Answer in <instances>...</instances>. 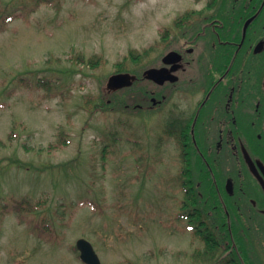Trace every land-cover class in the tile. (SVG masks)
Returning a JSON list of instances; mask_svg holds the SVG:
<instances>
[{
	"label": "rangeland",
	"instance_id": "374dc122",
	"mask_svg": "<svg viewBox=\"0 0 264 264\" xmlns=\"http://www.w3.org/2000/svg\"><path fill=\"white\" fill-rule=\"evenodd\" d=\"M0 9V264H84L81 237L102 264H203L176 220L178 171L155 154L159 120L132 106L137 85L100 105L109 75L163 50L171 0H0ZM96 54L94 65L80 61ZM22 198L35 209H12Z\"/></svg>",
	"mask_w": 264,
	"mask_h": 264
},
{
	"label": "flooded vegetation",
	"instance_id": "af4514ba",
	"mask_svg": "<svg viewBox=\"0 0 264 264\" xmlns=\"http://www.w3.org/2000/svg\"><path fill=\"white\" fill-rule=\"evenodd\" d=\"M171 2L128 95L159 120L156 156L203 172L202 263L264 264V0Z\"/></svg>",
	"mask_w": 264,
	"mask_h": 264
},
{
	"label": "trees",
	"instance_id": "16d2710c",
	"mask_svg": "<svg viewBox=\"0 0 264 264\" xmlns=\"http://www.w3.org/2000/svg\"><path fill=\"white\" fill-rule=\"evenodd\" d=\"M40 1L42 3L52 4L53 0H40ZM0 16H1V9H0ZM14 17H15L14 14L2 16L1 22L4 25H6L9 22H11ZM134 53H136V49H130L128 56L132 57ZM94 59L95 61H93ZM80 61L83 63L87 62L88 64L94 65V63L99 62V59H98V55L96 54L91 56L87 60H85L84 57H80ZM118 71H120V69ZM38 83L37 86H40V84L43 85L46 84L45 81L43 80ZM115 93L117 92L106 91L101 93L100 105L107 106L108 105L107 100L109 99L112 102L115 99V95H116ZM103 151H105V148H103ZM202 179H203V172L200 170L179 171L177 177V181H178L177 183H179L181 189L183 190V198H182L181 206L179 208V213L176 215V220L177 219L184 220L186 223L183 229L185 231L189 230L192 238L196 239L199 242L200 244L199 249L195 250L192 253V257L198 261L202 259V250H201L202 243L209 244V246L212 245L211 241L209 242L207 241V238L205 237V233L203 232V227L205 225L204 222L205 219L203 217V207L206 201V197L202 193V185L199 184V181H201ZM39 203L40 202L37 201L35 205H38ZM24 205L27 208L23 207ZM12 209H15L17 211H21L23 209H26L27 211H33L35 207H32L31 204L25 200V198H22L20 200H16L13 202ZM45 229L49 231L48 238H51L52 234L48 226L45 225Z\"/></svg>",
	"mask_w": 264,
	"mask_h": 264
},
{
	"label": "water",
	"instance_id": "95a60500",
	"mask_svg": "<svg viewBox=\"0 0 264 264\" xmlns=\"http://www.w3.org/2000/svg\"><path fill=\"white\" fill-rule=\"evenodd\" d=\"M153 73V69H148L144 73V75L147 79L153 80ZM134 79L135 76L131 75L130 73H115L108 77L106 86L110 90L129 87L132 85ZM76 248L79 251V258L85 264H101L98 255L96 254L91 243L88 240L84 238L77 239Z\"/></svg>",
	"mask_w": 264,
	"mask_h": 264
}]
</instances>
